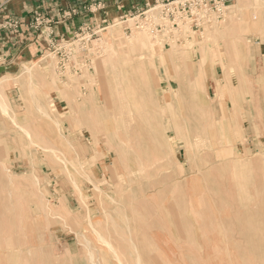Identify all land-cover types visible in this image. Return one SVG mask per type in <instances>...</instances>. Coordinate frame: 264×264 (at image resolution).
<instances>
[{
  "label": "rangeland",
  "instance_id": "rangeland-1",
  "mask_svg": "<svg viewBox=\"0 0 264 264\" xmlns=\"http://www.w3.org/2000/svg\"><path fill=\"white\" fill-rule=\"evenodd\" d=\"M246 1L201 34L115 19L65 72L49 52L0 69V264H264V17Z\"/></svg>",
  "mask_w": 264,
  "mask_h": 264
},
{
  "label": "crops",
  "instance_id": "crops-1",
  "mask_svg": "<svg viewBox=\"0 0 264 264\" xmlns=\"http://www.w3.org/2000/svg\"><path fill=\"white\" fill-rule=\"evenodd\" d=\"M153 3L154 0H0V69L46 53L48 29L53 38H71L84 24H110ZM38 15L51 20L40 31L33 29ZM7 20L16 22L15 30L4 28Z\"/></svg>",
  "mask_w": 264,
  "mask_h": 264
},
{
  "label": "built area",
  "instance_id": "built-area-1",
  "mask_svg": "<svg viewBox=\"0 0 264 264\" xmlns=\"http://www.w3.org/2000/svg\"><path fill=\"white\" fill-rule=\"evenodd\" d=\"M230 3L231 0H154L153 4H146L143 9L122 15L119 19L122 23L128 20H135L132 26L127 25L124 27L125 33H131L133 28L139 29L144 27V22L147 21L152 23L150 28L151 34L165 31L168 28L178 30L179 23L187 21L192 33L201 34L206 28L215 26L222 20ZM98 9H100L99 5L96 7V10ZM155 10V16L149 17L153 20L151 21L147 14ZM157 17L161 19V24L155 23ZM50 22L51 20H46L38 15L34 20L33 29L40 31L44 26H48ZM15 25L16 22L7 20L4 28L15 30ZM101 25L99 27H92L84 24L71 38L59 39L53 38L52 32L48 29L47 52L58 60L57 63L61 71L65 72L73 59L77 61L79 57L88 54L90 44L94 39L98 38L99 32L104 29L101 27H105L106 22L103 21ZM82 69L83 64L81 63L73 64L70 67V71L75 74H81Z\"/></svg>",
  "mask_w": 264,
  "mask_h": 264
},
{
  "label": "bare ground",
  "instance_id": "bare-ground-1",
  "mask_svg": "<svg viewBox=\"0 0 264 264\" xmlns=\"http://www.w3.org/2000/svg\"><path fill=\"white\" fill-rule=\"evenodd\" d=\"M238 1H240V2H244V1H246V0H238ZM257 4H259L260 5V7L259 8H257L258 10H259V12H261V16H262V18L264 17V2L262 1V0H254ZM247 2V1H246ZM245 2V3H246ZM227 8H229V7H227ZM180 24V23H179ZM181 25V24H180ZM263 25H264V23H263V21H261V22H259V23H256V24H254V25H251L250 26V29L251 30H255V29H257V30H261L262 29V31H264V27H263ZM185 26V25H184ZM186 27V26H185ZM260 37H261V39L262 40H264V33H261V35H260ZM138 40H139V46L140 47H142V46H144L146 43H147V38L144 36V35H139L138 37ZM146 38V39H145ZM149 43H150V41H148ZM150 46H151V48H150V51H149V53L148 54H146L145 55V60L144 61H141L142 63H144L145 61H147V62H150V61H152V62H155L154 61V54H155V52H154V49H153V47L154 46H152L151 45V43H150ZM159 48V47H158ZM154 53V54H153ZM155 55H157V54H155ZM158 55H159V53H158ZM182 56L185 58V54L184 53H182ZM161 59V58H160ZM27 69V73L30 75V76H32V74H33V71L32 70H30V68H26ZM4 100V99H3ZM3 100H1L0 101V107H1V109H2V112L3 113H7V105L5 104L6 102L5 101H3ZM198 116L200 115V117L202 118V119H204L205 118V113L203 112V113H199V114H197ZM201 119V120H202ZM26 133V132H25ZM97 190V189H96ZM254 227H251V229H248V230H246V233L251 237L253 234H254ZM263 251V249L260 251V252H262ZM118 259V258H117ZM138 259V258H137ZM137 262V261H136ZM136 264V263H135Z\"/></svg>",
  "mask_w": 264,
  "mask_h": 264
}]
</instances>
